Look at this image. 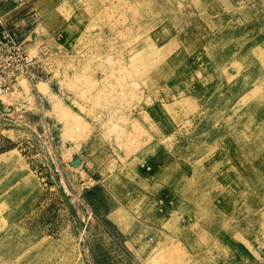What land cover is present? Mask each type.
Here are the masks:
<instances>
[{"label":"rangeland","instance_id":"374dc122","mask_svg":"<svg viewBox=\"0 0 264 264\" xmlns=\"http://www.w3.org/2000/svg\"><path fill=\"white\" fill-rule=\"evenodd\" d=\"M22 3L0 264H264V0Z\"/></svg>","mask_w":264,"mask_h":264},{"label":"built area","instance_id":"2783aa9c","mask_svg":"<svg viewBox=\"0 0 264 264\" xmlns=\"http://www.w3.org/2000/svg\"><path fill=\"white\" fill-rule=\"evenodd\" d=\"M40 55L50 63L56 53L43 50ZM37 62L25 50L15 27L5 23L0 12V97L11 94L23 79L34 82Z\"/></svg>","mask_w":264,"mask_h":264},{"label":"crops","instance_id":"0c3cea01","mask_svg":"<svg viewBox=\"0 0 264 264\" xmlns=\"http://www.w3.org/2000/svg\"><path fill=\"white\" fill-rule=\"evenodd\" d=\"M16 1L17 0H3L0 12L3 14V19L5 18L8 20L9 23L7 24L13 25L15 29L16 27H19L20 30H23V19L27 16L29 12L26 10L27 6L23 8V3L15 5ZM20 30L17 31L16 29L19 38L22 37Z\"/></svg>","mask_w":264,"mask_h":264},{"label":"bare ground","instance_id":"6f19581e","mask_svg":"<svg viewBox=\"0 0 264 264\" xmlns=\"http://www.w3.org/2000/svg\"><path fill=\"white\" fill-rule=\"evenodd\" d=\"M5 19V18H4ZM5 96V95H4Z\"/></svg>","mask_w":264,"mask_h":264}]
</instances>
